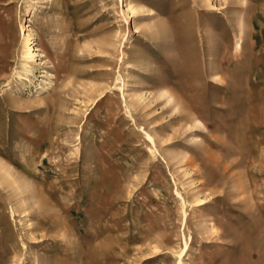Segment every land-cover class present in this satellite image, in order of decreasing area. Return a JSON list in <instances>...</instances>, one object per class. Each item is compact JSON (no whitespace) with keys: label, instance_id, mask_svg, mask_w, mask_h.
I'll use <instances>...</instances> for the list:
<instances>
[{"label":"rangeland","instance_id":"374dc122","mask_svg":"<svg viewBox=\"0 0 264 264\" xmlns=\"http://www.w3.org/2000/svg\"><path fill=\"white\" fill-rule=\"evenodd\" d=\"M0 160V264H264V0H0Z\"/></svg>","mask_w":264,"mask_h":264},{"label":"bare ground","instance_id":"6f19581e","mask_svg":"<svg viewBox=\"0 0 264 264\" xmlns=\"http://www.w3.org/2000/svg\"><path fill=\"white\" fill-rule=\"evenodd\" d=\"M129 4H130V3H129ZM130 9H131V11H132L133 13H135V12L138 11V10L135 9L134 7H130ZM149 14H152V12L149 13ZM27 54H28V55H32V50H31V48H28ZM12 171H13V170L7 165V163H5L4 161L0 160V173L5 174V175L8 176V177H11V176L13 175ZM17 176H18V175H17ZM16 183H17V182H16Z\"/></svg>","mask_w":264,"mask_h":264}]
</instances>
